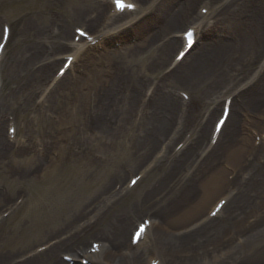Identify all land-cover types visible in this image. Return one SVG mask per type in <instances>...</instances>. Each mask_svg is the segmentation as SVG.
Masks as SVG:
<instances>
[{
    "label": "rangeland",
    "instance_id": "374dc122",
    "mask_svg": "<svg viewBox=\"0 0 264 264\" xmlns=\"http://www.w3.org/2000/svg\"><path fill=\"white\" fill-rule=\"evenodd\" d=\"M197 2L198 1H196L193 6L194 9ZM94 3L95 0H0V34L2 22H12L14 25V41L10 45L2 65L4 89L0 96V107L5 114H12L17 117L18 134L20 138L28 140L27 144H21L19 142L11 145L8 144L6 148L1 149L4 152H0L3 154V156L0 157V212H2L5 207H8L10 203L14 204L19 196L25 198L23 204L15 209L13 214L8 217L7 220H3L0 223V253H5L7 256L4 259L5 261H0L1 264L7 263L13 257L16 259L18 255H22L25 251L37 249L39 246L50 242L52 239L64 237L65 235H62L64 233H75L77 228L72 226L74 223H69L72 221L70 217L74 211H81L94 201L100 202L102 200L101 197L110 193L111 191L109 190H112L114 186L120 183L118 182L119 180L124 182L129 176L136 175V171L149 160L150 155L158 148L159 143H157L158 137L156 135H162L163 137L167 136L172 126L170 125L164 134L154 133L153 138L156 142L154 151L151 154L148 153L146 159L141 163L136 164L134 155L136 149L135 143L137 140H141L142 135L147 134V136H149V131L145 125H141L138 120L134 122L135 118L133 119L134 123H129L128 125H131L125 128L126 122L123 124L121 120L116 117L117 105L129 102V94L127 93H130V76H133L132 78L135 79L138 77L141 82L142 77H144L145 79L151 78V83L155 82L157 84H162V73L168 66V62L166 65L163 59H160L157 71L153 74L150 73L147 68L139 64L132 65L128 60H121L125 58L124 55L128 52L127 48L135 44V41H132V37L127 34L128 32L121 36L124 42V50L118 52L116 48H113L110 53L113 55L115 53L118 54L117 57H113L114 62L120 60L117 64L121 66L125 65L127 68H124L130 70H124V77L123 75H118L115 79L116 83L112 82L111 74L105 72L104 67H113V60L110 59L109 55L104 58L94 57L88 64L84 63L83 71L72 70L68 72L58 87L48 92L45 102L37 103V96L40 93V89L44 87V84H47V77H51L53 74L52 71H56L61 65L62 56L66 52L58 48L56 43L60 39H63L64 32L71 33V37L73 38L74 28L81 26L84 20L83 17L94 14V10H92ZM213 4L217 6V0H213ZM221 4L222 2L220 5ZM235 6L242 8L244 3L241 1ZM81 8L84 11L78 15L76 11ZM236 14H223L220 21H217L216 14L212 15L210 21L214 24L216 23L215 26L217 28L211 27V29L203 33L202 38H200L199 43L194 48L195 52L190 57H195V53L199 50L201 45L203 46L207 42H215L218 38L223 39V37H220V34H225V38L230 28L228 25L232 24V22H230L232 19H236ZM89 17L91 18L92 16ZM122 17L127 16L122 15ZM242 21L243 25H241L242 28L240 30H232L234 34L245 32V34L249 36L255 32V30H253L256 26L254 18L246 17ZM148 22L151 24V21ZM184 23L180 28L175 27L173 30L178 29V31H183L186 27ZM233 24L240 25L239 23ZM38 26L42 27L39 31L37 29ZM155 28L157 29L158 27ZM155 28H153V31L156 30ZM136 29L138 30V28ZM219 31L224 33H220ZM148 35V33H145L142 37V41ZM227 35L232 37V41L235 39L234 36L229 33H227ZM261 37L262 36L259 35V39H261ZM165 39L167 40L168 36H165L164 40ZM262 39L261 45L256 47V53L253 52V54H261L262 56L264 52V35ZM64 41L66 40L63 39V42ZM46 43H50L52 46V50L49 51V53L45 51ZM66 43H70V39ZM161 43L162 42H158V46ZM174 47L175 48L169 51L170 55H174L177 51V44ZM143 55L149 58L153 53H145ZM40 56H43V61H41ZM12 60L13 67L18 61L24 63L22 65L23 72L11 74L10 63ZM241 60L236 59V65L240 63ZM105 61L109 63L103 65ZM242 64H244V61ZM121 66L119 67L120 69ZM240 67H237L236 70H239ZM86 68L87 70H85ZM24 69L27 75L24 73ZM43 70L48 73L46 77L43 74V72L45 73ZM97 71L102 75H97ZM249 73L250 70H245L241 77L248 78L250 77L248 76ZM120 77L123 78L125 82L128 81L126 88L128 91H125V87L123 88L125 84L119 82ZM126 78L128 80H126ZM111 82L115 84L114 87H110ZM166 83L173 86L181 85L180 83L170 81ZM163 85H165V83H163L162 86ZM263 85L264 79L260 81L250 93L246 94V96L249 97L253 95V93L259 90ZM140 87L142 88L143 86ZM142 90L143 89L140 90V97L143 100L142 93H144V91ZM191 91L197 98L199 91ZM248 97L246 98L250 100L251 97ZM136 101L138 102L139 98H137ZM210 101L211 98L209 99V102ZM140 103L143 106L141 101ZM244 103L246 110L240 111V114L237 116L241 123L238 129L241 130L242 136L247 140L248 147L250 145L251 149L258 152L256 148L259 146L255 145L256 148H254L252 141H254V132H262L256 131L254 128L258 120L261 119L264 121V111L259 112L253 110L248 106L246 100ZM195 106L196 107L189 114V119L193 121L196 120L197 112L200 107L201 109L203 107L199 102L196 103ZM152 109L151 106L149 110ZM83 110L86 112L90 110L92 118L87 119L86 113L82 114ZM146 110L142 109L141 111L140 108L138 113L139 117L141 116L144 118V121L148 120L144 116L147 112ZM177 110L178 107H176L175 111L172 113L174 117ZM219 110L220 106H214L215 116L218 114ZM44 120H46L47 123L44 124ZM212 120L214 121V119ZM102 122L106 125V130L108 131L107 136L104 135L101 128ZM230 125L231 122H228L222 139L224 136H228L229 133L232 134ZM251 133L253 137H251ZM2 138H4V136H2ZM222 139L216 148L217 153L227 145L226 140L222 141ZM45 150L49 153H45ZM254 154L258 155L257 153ZM249 156V154H247V156L245 155L243 162L247 163L250 162V159H253V164L259 170L263 169L260 168L257 163L256 157ZM212 157L210 159H212ZM171 158L174 162V157ZM35 159L39 161L35 162ZM170 163L172 162L168 156L162 158L161 161L157 163V166L153 168L150 175L145 178L144 183L137 188V190L124 196L120 202L108 208L106 216L104 215V218L102 217L97 221L93 228L86 233L87 235L83 237V243L87 246L90 245L92 240H108V242L114 246L115 249H113L115 250V254H108L106 258L109 261L105 262L106 264H111L110 261H112L114 257H116L114 264H121V260L125 256L129 259L123 252L126 250V252L129 253L130 249H133L132 247H128L127 243L129 242L127 239L130 241L131 230H133L135 225L142 221L144 217L156 218V222L168 226L174 235L188 231V225L197 219L194 218L186 224H179L181 220L177 219V222L171 226L168 222H164L163 217L160 216L161 214L155 213L154 210L148 207H143L139 211L137 210V213H140L137 218L133 219L134 216H130L133 209L140 207L139 204L144 201L145 194L150 190L153 184L162 178L163 172L167 170L166 168L169 167ZM224 163L229 164V162L227 163L223 160V162L220 163V167L223 169ZM232 164L234 163L230 162V165ZM260 165L264 167V160ZM179 166L181 168L182 163H180ZM235 167L239 171V177L245 173L242 175L246 177L243 182L250 180V182L254 184L252 177L255 173L252 170L248 168L243 172L240 171L237 166ZM181 171L182 168L179 174L177 173L175 179H173L171 183L169 182L170 189L172 187L173 190H176L179 187L177 179ZM228 172L230 173L228 180L233 181L232 177L236 176V172ZM107 175H109L110 178L107 179L106 182L111 181L109 187L106 189H99V186L104 182L102 178ZM119 186H122V184ZM235 188L239 187L236 186ZM224 191L225 189L210 199L204 210L199 213L201 215L198 217L204 215L207 209L224 193ZM175 203L174 201L173 204ZM162 204L163 203H159V205ZM231 209L232 208L229 207L226 208L223 216H228V218L231 217ZM260 210H264V208L259 209V211ZM191 211V207H188L181 215L187 216ZM127 213L128 217H131V224L129 223L127 225L124 233L127 243L118 245L112 235V231L114 232L115 229H112L111 225L115 217ZM254 218H256L254 213L248 214L245 217V222L247 223L248 220L252 221ZM80 219L82 218H79L78 222ZM216 223L219 224V222H214V224ZM219 225L221 226L223 224ZM212 227L210 225L207 231ZM192 228L194 227L192 226L190 229ZM228 231L227 229L226 232ZM155 232H157L156 228L150 233V240H153L155 237ZM189 233L190 232H186L185 234ZM235 234L232 236L227 235L232 238L234 244H236V238L238 236L246 239V236L238 231H236ZM5 235L6 237H4ZM195 237L197 238V235ZM192 239H189L191 240V244L193 243ZM193 247H195L193 252L189 249V253H182L181 250H178V252L175 253L176 256H181L178 260H188L189 257L203 259V254L206 250L208 252L209 261H212L220 257L223 252L216 248L213 241L208 242L205 245V249L201 251H199V249H201L200 247L195 245H193ZM253 249L255 250V248L248 246L246 242L241 252L248 253L249 250ZM145 250H147V254H151L155 253V251H159V247L155 248V246L148 242ZM67 251L69 250L59 251L58 255L61 253V256H64ZM161 255L164 258V255ZM45 257L47 256H42L37 260H44ZM208 259L206 262L204 261L206 264H208ZM149 261L150 259L146 260L145 264H149ZM229 262L228 260L225 264ZM233 262L237 261L233 259Z\"/></svg>",
    "mask_w": 264,
    "mask_h": 264
},
{
    "label": "bare ground",
    "instance_id": "6f19581e",
    "mask_svg": "<svg viewBox=\"0 0 264 264\" xmlns=\"http://www.w3.org/2000/svg\"><path fill=\"white\" fill-rule=\"evenodd\" d=\"M196 1L197 0H162L159 2L158 0H136L135 3L140 6L138 13L144 15L143 19L141 18L136 20L137 18H131L130 20L119 22L113 21L112 19L109 20L110 22H107L105 25H102V27L99 28L97 27L98 23L102 22L105 19V7L109 2L107 3L95 0L94 6L91 7L93 8L92 10L97 13V15L91 21H89V27L94 29V33L92 35L99 40L104 36L107 37L109 34V36L115 34L116 32H118V29L121 28H138L137 35L140 37H143L145 33H148L149 35L143 41H141V43H137L127 48L128 52L126 55H124L125 58L121 60H128V62L132 65L139 64L142 67L147 68L150 73L154 74L157 71L159 60L163 59L164 63L167 64V62L171 61L169 51L174 46H176V44H184L183 38H173V35L175 33L180 32L178 31V29L173 30V28H180L184 22H189V26L196 28L199 31L200 35H203V33L207 32V30L211 29V27H214L215 29L217 28L215 26L216 23L214 24L212 23V21H210L212 15L216 14L217 21H220L223 14L230 15L231 13H237L236 19L234 18L230 21L232 22V24L228 25L230 28L227 31V33L234 36L235 39L233 41L232 37L228 36L226 33V38L224 39H218L216 41L214 40L215 42H207L206 44L201 46L199 50L196 51L195 57H190L192 55L191 54L189 56L190 58L186 59L187 55L189 54L188 53L180 63L172 61L173 69L171 70L169 77L163 78V80L166 81L175 83L177 82L181 85H185L182 88L199 91V95H197V98H195L194 100L196 102H205L209 99V97L213 96L217 91H219V88H223L229 82L234 81V79L238 76L235 74L236 67L241 65L243 61L245 62V64L241 65V68L242 70H245L246 68H248L249 64L253 66L254 63L252 64L251 62L258 59V54L253 55V52H255L256 47L260 46L261 42L263 41L262 37L264 35V0H217V6H212V9L209 10V13L206 16L196 15L193 8ZM241 1L244 3V6L242 8L236 7L235 5H237ZM187 2H189L188 8L185 7ZM221 2L222 4L220 5ZM152 8L154 10H152ZM82 11L84 10H82L81 8L77 10L76 13L78 12L79 15L80 13H82ZM88 16H84L83 19H86ZM246 17L255 19L256 29L253 28L255 32H253L249 36L248 34H245V32L234 34L232 30H240L242 28L241 25H243L242 20ZM148 21H151V24H149ZM233 23H239L240 25H235ZM155 27L158 28L153 31V28ZM37 29L39 31L42 29V27L38 26ZM222 31L219 32L224 33ZM63 34V39L67 40L70 38L69 35H71V33L64 32ZM259 35L262 36L261 39H259ZM165 36H168L167 40H164ZM63 39H60L57 42L58 48L65 49L67 45L71 46L72 43L66 44L65 42H63ZM225 39H228L230 41ZM83 42L86 43V41L84 40ZM158 42L162 43L158 46ZM103 43H105V39H103L102 41H98L96 45H100ZM70 50L72 51L71 48ZM73 51L76 52V57L81 55V52L75 51L74 48ZM105 52L108 53L110 51L107 50ZM145 53H153V55L149 56L148 58L144 57L143 54ZM236 59L241 60V62L237 63V65L235 63ZM12 63L13 60L10 63L11 74H14L16 72H23L22 65L24 63L18 61L16 65L14 64V67ZM124 67L126 66H122V69H119V67H110L108 73H110L112 76V82L116 83V76L119 73H123L124 70H128ZM117 69L119 70L116 71ZM260 69H264L263 62H261ZM24 73L26 74V70L24 71ZM98 73L99 72L97 71V75H102ZM43 74L45 77L48 75L47 71H45V73L43 72ZM132 77L133 76L129 77V86L131 88V93H129V102H126L122 105H117L116 117L120 119L123 124L126 122L125 128L131 125H128L129 123H134L138 120L141 125H145V127L149 131V136H147V134L142 135L141 140H137V142L135 143V162L136 164H139L144 159H146L148 153L151 154L155 149L156 142L153 138L154 133L164 134L170 125H172L170 130L173 129V126L176 124V118L174 119L172 113L175 111L176 107L179 108L180 100L178 98H175L173 95L174 93L172 92L160 91L158 88L154 89L149 97V102L147 104V107H149V109L151 108V106L153 109L146 117V119L148 120L144 121V118L141 116L139 117L138 115L139 109L141 108V111L143 109V106L140 103V90L144 88V83H142L138 77L136 79ZM263 79L264 73L262 77L251 88L244 91L243 93V90L237 93L236 89L238 87L236 86H233L228 90L229 96H232L233 93H236L237 95L232 103V108L233 110L235 108V112L246 110V106L244 103L245 100L248 106L253 110L259 112L264 111V85L261 86L259 90L255 91L253 95L249 96L251 97L250 100L246 98L248 97L246 96V94L250 93V91H252V89ZM112 82L110 87L115 86V84ZM140 86L143 87L141 88ZM137 98H139L138 102L136 101ZM180 102L182 104L184 103L183 101ZM84 113H86L87 119L92 118V113L90 110L87 112L83 110L82 114ZM230 117L226 121V124L221 133V137L224 134L223 131L226 128ZM210 119L211 118L209 117L208 121H210ZM43 123L45 124L47 123V121L44 120ZM208 124L209 122H206L203 126L200 127L201 129L194 135V137L189 141L186 147L180 151V155L177 156L178 160H175V163L169 164V167L166 168L167 170L163 172L162 178H160L153 184L150 190L145 194L144 201L139 204L140 207H136V209H133V212H131L132 214L130 216H134L133 219L137 218V216L140 215V213L137 212L143 207H148L154 210L155 213L161 214L160 216L163 217L164 222H168L171 226L177 222V219L181 220L179 224H186L194 218H197L195 221H198L200 219V217L198 216L201 215L199 213L204 210L207 202H209L210 199H212L223 189H225V191L222 195H225L226 198L230 196V188H232L231 190H238L235 198L230 200V202L223 208V212L228 207L232 208L230 213L231 217H225L222 222L223 225L220 226L217 223L214 224V222L216 221L212 220L192 233L185 235H174L173 232L170 231L168 226L159 224L157 228L155 227L157 229V232H155V237L153 238V240H150V238H148L149 236H147V240H149V243L155 246V248L159 247V251H155L154 256L161 257L160 254L164 255L165 259L161 260L160 264H206L205 262L208 259V252L206 250L204 251L203 259L189 257L188 260H178L181 256H176L175 253L178 252V250H181L182 253H189V249L193 252V249L195 248L193 247V245L200 247L201 249H199V251H201L205 249V245L208 242L212 241L217 249L223 251L220 255L221 260L227 258L230 262H233L234 259L237 262H233V264H264V210L259 211V209L264 208V167L259 164L260 168H263L259 170L252 161L247 163L243 162V158L245 155L247 156V154H249V157H258L254 153L261 154V151L259 150V152H256L254 149H251L250 145L248 147V143L246 142L247 140L244 138V136H242L241 130L238 129L241 123L240 119L237 116H232L231 118L230 127L232 129V134L229 133L228 136H224L222 139V141L226 140V147L219 150V153H217L216 145L212 149V151L207 152V156L197 166L195 172L191 177L185 180L182 184H178L179 187L176 190H173L172 187L170 189L169 182L171 183V181L175 179L177 173L179 174L181 168H183L186 163H189L190 159H192L191 165H193L194 161L199 156L203 155L204 151L202 147L205 144L204 142L206 141L205 138L208 133ZM260 127H262V125ZM101 128L104 135L107 136L108 131L106 130V125L103 122L101 123ZM156 136L163 137L162 135ZM1 140L2 139H0V146L2 144ZM261 146H264V141L262 142ZM1 156H3L2 153H0V157ZM211 157L212 159H210ZM223 160L227 163L229 162L228 165L233 169V171L236 172V176L234 177L233 181L228 180V176L230 174L228 170L220 167V163L223 162ZM36 161L39 160L35 159V162ZM230 162H233L234 164L230 165ZM180 163H182L181 168L179 166ZM235 166H237L240 171L243 172H245L248 168L252 170L255 173L252 177V181H254V184H252L250 180L243 182L242 175L245 173H243L241 177H239V171ZM109 178V175L102 178V181L104 182L99 186V189H106L107 187H109L111 181L106 182V180ZM236 186H238L239 188H235ZM174 201L176 202L175 204H173ZM159 203L163 204L159 205ZM87 207L83 208L81 211L75 210L70 217V220L72 218V221L69 223H74L72 226L77 228L75 234H71L60 244H55L50 249L41 253V255L33 257L28 262L25 261L26 263L23 262V264H68V262H65L59 257L58 253L59 251L61 252L64 250H72V248L74 251L72 250L73 253L71 256L74 258H80L79 254H86L88 252L87 249H85V247L76 245V242L80 239L81 235L85 233L89 228L88 226L80 225L78 223L79 218L87 217V214L85 215V209ZM188 207H191V213L187 216H182L181 213H183ZM252 213L256 215V218H254L252 222L248 220L246 223L245 217L248 214ZM130 222L131 217H128V213L118 215L113 220L111 228L115 230L114 232L112 231V235L118 245L126 244L127 240L129 242V239H125L124 233L127 225ZM210 225L211 227L213 225V227L207 231ZM151 227L152 231L154 223L151 225ZM227 229L229 230L228 232H226ZM236 231L244 234V236H246V242L248 246L255 248V250L253 249L249 250L248 253H242L241 251L243 250V248L240 249V246L243 243H246L245 240L240 243L239 239V241L234 244L232 238L228 237L235 234ZM196 235L197 238L195 237ZM4 237H6V235ZM189 239H192V244L190 243L191 240ZM147 243L148 241L146 242V244ZM127 244L129 245V243ZM231 251L236 252L234 254H231ZM223 253H226L227 255H224ZM109 255H113V253ZM42 256L47 257H45L44 260H37ZM86 256H89V258L93 260L94 264H106L105 262L109 261L106 257L102 258V256L98 254L93 255L92 253H89ZM128 257L129 259L124 257L121 260V264H145L146 259L151 258V256L146 257L145 255H138L137 253L129 254ZM5 258L6 254L0 253V261H5ZM113 262L114 258L112 259V261H110V263L114 264ZM209 262L210 264H220L217 261L211 262L208 259V264ZM223 264H225V262Z\"/></svg>",
    "mask_w": 264,
    "mask_h": 264
},
{
    "label": "snow or ice",
    "instance_id": "6c2138e0",
    "mask_svg": "<svg viewBox=\"0 0 264 264\" xmlns=\"http://www.w3.org/2000/svg\"><path fill=\"white\" fill-rule=\"evenodd\" d=\"M116 3H117V6H118L121 10H123L125 7H127V8H133V7H134V6L131 5V4H127V5H125L124 3L121 2V0H116ZM8 31H9L8 29H3V35H0V38H3L4 36H7ZM77 31H79L80 34H81L82 36L84 35V33H83L82 31H80L79 29H77ZM192 35H193L192 32H188V33H187V36H188L189 40H191ZM2 47H3V45H0V48H2ZM224 123H225V121L221 120V121H220V126L222 127V126L224 125ZM218 130H219V128H218ZM133 183H135V181H133ZM214 214H215V213H214ZM144 231H145V228H144V226H142V227L139 229V231L136 232L133 242H135L136 240L140 239L141 236L143 235ZM98 247H99L98 245H97V246H94V248H98Z\"/></svg>",
    "mask_w": 264,
    "mask_h": 264
}]
</instances>
